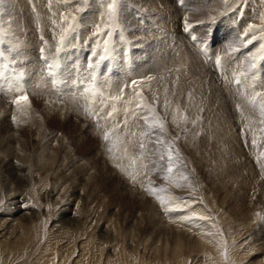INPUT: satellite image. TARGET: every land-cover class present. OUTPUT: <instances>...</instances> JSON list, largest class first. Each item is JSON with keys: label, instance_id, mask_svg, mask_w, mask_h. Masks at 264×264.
<instances>
[{"label": "rangeland", "instance_id": "1", "mask_svg": "<svg viewBox=\"0 0 264 264\" xmlns=\"http://www.w3.org/2000/svg\"><path fill=\"white\" fill-rule=\"evenodd\" d=\"M30 1L37 7L36 11H39V14L30 11ZM56 1L55 3V0H1L0 28L2 27L5 34L2 37L3 43L0 44V53L8 44L13 52V46L20 41L19 39L37 37L36 29L39 23L44 39L43 16L47 15L50 20L57 18L58 23L63 24L60 26L62 30L68 24L69 33L66 40L71 46L67 60L75 59L80 55L81 62L82 57L85 59L86 78L89 82L92 80V69L89 68L91 63L96 65L95 78L103 80L106 86L110 83L114 88L112 91L109 90L111 91L107 96L109 103L106 101L98 103V108L85 109L77 105L83 110L80 116L73 115L69 109L67 113L55 112L48 117L43 121L45 124L40 126L42 128L45 125V129L39 131L40 135L46 131L44 136H41L44 137L43 139L25 133L27 130L33 132L35 121L41 120L40 112L47 109L45 101L48 99L43 97L41 88L35 87L26 101L19 102L25 104L24 106L14 104L12 99L9 101L10 99L0 93V102L6 105V108H0L1 116L10 118L14 122H16L14 119L18 120L19 126H26L23 119L26 124L32 121L26 130L25 127L24 130L17 129L18 136L15 137L8 127L11 124L0 125V136L4 138L0 137V159L8 164L11 161L15 165L19 162L27 168L22 171L0 170V175L3 174L0 176V202H2L0 203V264H264V123L260 122L258 108L254 110L240 95L244 90L250 92L251 84H255V91H264V56L261 63L256 59V68L248 72L249 79L242 86L235 83L233 76V73L239 74L248 70V63L254 54L258 58L262 51L260 45L264 44V39L260 37L264 33L257 32V39L249 44L247 38L244 39L237 28L232 30L223 20H227L230 15L233 17L241 5H249V0H233L228 9L225 0H118L116 8L118 11L115 16L118 18V25L111 31V36L108 38L104 36V40L110 42L107 53H102L97 45L84 47V41L92 35L85 24L91 25V22L95 24L96 16L107 9L105 4L110 3L111 0L99 2L87 0V3L84 0H67L68 2L63 4H61L62 0ZM181 1L184 2L183 6ZM55 4L58 6L55 7ZM199 4L202 5L197 6ZM132 5L137 9L131 10ZM155 5L160 8H156ZM50 6L57 9L52 10L55 14L51 13L48 8ZM146 11L151 17L147 16ZM255 11L256 9L250 13L251 17ZM48 12L51 14L49 15ZM65 13L68 14L69 22L65 19L67 17ZM180 13L183 18L179 20ZM9 18L13 23L8 21ZM102 18L105 22L108 17ZM11 19H16L17 22ZM115 22L112 21L111 24ZM185 22L191 25L195 36L203 37L206 31L218 29L217 35L220 39L212 48H208L197 39L198 44L194 43L198 46L197 52L194 50V54L187 51L185 48L187 43H185L186 39L182 38L184 34L181 27ZM17 26L22 27V30ZM260 26L261 29L264 28V23ZM168 31L174 33L176 38L173 47L166 43L165 37ZM101 36L92 35V38L99 42ZM162 42L165 43L161 44ZM229 45L238 50L231 51ZM202 48L211 52L208 54L211 55V59L208 58L207 62L200 60L204 58ZM127 50L130 51L129 58L126 57ZM30 52L31 50L28 54ZM109 54L113 56L110 57ZM142 54L143 57L136 60ZM218 55L222 57L219 67L215 63ZM100 56L106 58L101 61ZM123 67H131L132 72L135 73L131 80L138 81L128 90L123 88L125 82L121 71ZM252 75H255V80L251 79ZM148 77L152 79L149 80ZM226 80L231 84L228 85ZM241 80L244 81V77H241ZM43 89L49 95L60 92L59 88H49L45 84ZM121 90L123 95L119 103L121 105L125 102L126 107L110 99L112 95L121 94ZM137 93L142 97L144 95L147 99L146 102L144 101L145 104L155 109V114L163 119L162 122L166 121L164 133L160 132L159 128H147L148 125L143 121V117L149 115V110L143 105L137 107L139 104ZM99 97L102 100V95L99 94ZM129 101L131 103H128ZM171 102L176 108L173 111ZM51 103L58 104L54 99H51ZM237 104L241 106L239 110ZM113 105L124 109L120 111L119 107H116L119 110L116 113H119L116 115L113 112L109 117L108 113L112 111ZM126 109L127 114L126 111L123 112ZM126 118L127 124L124 123ZM167 118L168 124H166ZM149 120L151 121V116ZM74 123L82 128L85 137L91 136V138L84 139L85 143L82 146L71 149L68 155L69 161L66 159L61 162V165H58L61 167L59 170L53 167L46 170L41 166H39L41 169H38L35 154L39 155V160L41 155L47 156V151H50L56 141L60 140L59 128L71 129L72 132L75 131L80 135ZM139 125L145 129L143 127L141 129ZM126 129L130 134L135 130L138 133L135 132V136L128 132L123 134ZM142 131L148 133L143 139L140 136ZM94 132L98 134L94 135ZM105 132L109 133L108 140L104 139ZM210 137H213L212 140ZM110 138L113 140L111 141ZM120 138H123L125 147L120 152H110L112 148L110 144L114 145ZM145 138L150 139L148 141L150 144ZM141 139L147 144L143 149L146 152L139 149ZM99 141L103 143V149ZM52 143L53 145L50 146ZM169 144L172 145L171 173L167 171ZM38 145L41 147L38 148ZM21 147L26 148L27 151ZM44 147L47 148L43 150ZM100 149L104 151L103 155ZM21 150L27 152L29 156L31 154L32 157L19 159L17 155L21 154ZM41 151L45 154L40 155ZM127 151L134 154H128ZM86 152V157H89L88 162L97 166L93 167L94 171L91 169L94 175L89 181L81 167ZM142 152L145 154H141ZM158 153L163 155V159ZM109 154L114 155L108 160ZM100 156H104L106 160ZM112 159L116 162L110 161ZM114 163L116 164L113 165ZM32 164L35 166L33 167ZM70 164L74 167L72 168ZM76 167L78 170L75 169ZM114 168H117L115 170L118 175ZM104 170L107 172L105 173ZM165 176L169 179H164ZM10 183L13 187L7 189ZM95 184H98V187ZM177 184L180 187H177ZM149 188H163L165 191L153 195L148 191ZM157 194L171 199H168L165 206H161L156 198ZM166 207L173 210L165 211ZM175 216L177 219L174 218ZM68 217L72 220L68 221L66 219ZM183 217L190 219L185 220ZM108 221L111 223L109 224ZM156 225L159 226L155 227ZM175 237L180 238L179 246L173 245Z\"/></svg>", "mask_w": 264, "mask_h": 264}, {"label": "bare ground", "instance_id": "2", "mask_svg": "<svg viewBox=\"0 0 264 264\" xmlns=\"http://www.w3.org/2000/svg\"><path fill=\"white\" fill-rule=\"evenodd\" d=\"M1 1V0H0ZM46 1H48V0H46ZM67 0H62V3L61 4H63L64 2H66ZM105 1V0H104ZM167 1V0H166ZM200 1V0H199ZM226 1V8L228 9V8H230V2H233V0H225ZM238 1V0H237ZM13 2V1H12ZM19 2V1H18ZM51 2V1H50ZM57 1L55 0V3H56ZM60 2V1H59ZM68 2V1H67ZM66 2V3H67ZM70 2V1H69ZM149 2V1H148ZM155 2V1H154ZM163 2V1H162ZM236 2V1H235ZM249 2V5H245L244 6V4L243 5H241V9L239 8V9H237V11L234 13V16L233 17H231V15H230V17H231V19H228L227 18V20H225V19H223L225 22H226V24L228 25V23H229V25H236V26H238L237 27V29L239 30V32H241V33H243V32H245L246 30H247V28H248V26L249 25H255L256 27H255V29L253 30V32H251V33H249V36L248 37H245L244 35H243V38L245 39V38H247V40L248 39H250V37L252 36V35H256L257 34V32H261L260 31V29H261V26H260V24H262V23H264V20H262L261 19V17H264V0H257V1H252V0H249L248 1ZM7 3V2H6ZM24 3V2H23ZM43 3V2H42ZM52 3H53V1H52ZM150 3V2H149ZM156 3H157V1H156ZM168 3V2H167ZM13 4V3H12ZM17 4H19V3H16V5ZM44 4H46L45 3V1H44ZM48 4V3H47ZM151 4V3H150ZM154 4V3H153ZM160 4H162V3H160ZM160 4L159 5H157V6H160ZM6 5H8V4H6ZM43 5V4H42ZM58 5H59V3H58ZM57 4H55V7L56 6H58ZM66 5V4H65ZM104 5V4H103ZM106 5V7H107V4H105ZM149 5V4H148ZM155 5V6H156ZM202 4H199V5H197V6H201ZM11 6V5H10ZM9 6V7H10ZM13 6V5H12ZM21 6V5H20ZM151 6V5H150ZM154 6V5H153ZM152 6V7H153ZM156 6V8H160V7H157ZM164 6V5H163ZM162 6V7H163ZM40 7V6H39ZM47 7V6H46ZM52 9H51V8ZM50 7H48L50 10H51V13H54L53 11H54V9H56V8H54V7H52V6H50ZM219 7V6H218ZM8 8V7H7ZM17 8H19V7H17ZM23 8V7H22ZM37 8V7H36ZM43 8V7H42ZM48 8H47V10H48ZM54 8V9H53ZM58 9H59V7H57ZM64 8H65V6H64ZM68 8V7H67ZM66 8V9H67ZM74 8V7H73ZM251 8H255L257 11H258V14H255V15H253L252 17H251ZM24 9V8H23ZM44 9V8H43ZM65 9V10H66ZM69 9H71L70 7H69ZM8 10V9H7ZM53 10V11H52ZM57 10V9H56ZM65 10L63 11V13L65 12ZM68 10V9H67ZM66 10V11H67ZM239 10H240V12H239ZM11 11V10H10ZM42 11V10H41ZM45 11V10H44ZM76 11V10H75ZM117 9H116V13H117ZM165 11V10H164ZM168 11V10H167ZM225 11V10H224ZM47 12V11H46ZM56 12H58V11H56ZM68 12V11H67ZM105 12V13H104ZM104 14L103 13H101V14H103V16H105V17H108L107 15H105V14H107L106 12H107V9H104ZM220 12V11H219ZM223 12V11H222ZM4 13V12H3ZM11 13V12H10ZM16 13V12H15ZM38 14L40 13L39 11L37 12ZM49 13V15L51 14L50 12H48ZM75 13V12H74ZM221 13V12H220ZM55 14V13H54ZM66 14V13H65ZM100 14V15H101ZM215 14H217V13H215ZM227 14V13H226ZM253 14V13H252ZM1 15V14H0ZM18 15V14H17ZM68 14H66L65 16H67ZM61 16V15H60ZM102 16V17H103ZM28 18H29V16H27ZM40 17V16H39ZM51 17V16H50ZM74 17V16H73ZM175 17V16H174ZM177 17V16H176ZM229 17V18H230ZM255 17V18H254ZM13 18H14V16H13ZM18 18V17H17ZM53 18V17H52ZM67 18H68V16H67ZM224 18H226V16L224 17ZM234 18V19H233ZM20 19V18H19ZM56 20H54V19H51L50 20V18H48L47 17V15H45V16H43V23H44V40H46L47 41V43H49L50 45L53 43V42H59L60 40H61V36L63 35L64 36V38L66 37V34L68 33V31L69 30H67L68 28H67V25L68 24H66V27H64L63 28V30H62V27H60V26H62L63 24H62V22H60V23H58L59 21L57 20V18H55ZM69 19V18H68ZM3 20H5V19H3ZM8 20V19H7ZM12 20V19H11ZM41 20V19H40ZM63 19H61V21H62ZM67 20V19H66ZM237 20V21H236ZM8 21H10V18H9V20ZM7 21V22H8ZM12 21H16V19L15 20H12ZM38 21H39V19H38ZM263 21V22H262ZM11 22V21H10ZM17 22V21H16ZM55 22H57V23H55ZM67 22H69L68 20H67ZM172 22V21H171ZM174 22V21H173ZM172 22V23H173ZM177 22H178V20H177ZM9 23V22H8ZM7 23V24H8ZM11 23H13V22H11ZM20 23V22H19ZM76 23H77V21H76ZM234 23V24H233ZM17 24V23H16ZM27 24V23H26ZM4 25H5V23H4ZM23 25V24H22ZM25 25V24H24ZM170 25H172V24H170ZM173 25H175V24H173ZM1 26V25H0ZM7 26V25H6ZM42 26V25H41ZM65 26V25H64ZM12 27V26H11ZM17 27H19V26H17ZM32 27V26H31ZM36 27V26H35ZM43 27V26H42ZM69 27V26H68ZM85 27L87 28V30H91V29H93V27H94V25H90V23H89V25H88V23L87 24H85ZM103 27H104V25L103 24H101L100 26H99V28H100V30H101V33H103ZM168 27V26H167ZM2 28V27H1ZM6 28V27H5ZM8 28H10V27H8ZM20 28V27H19ZM22 28V27H21ZM20 28V29H21ZM67 28V29H66ZM240 28V29H239ZM12 29V28H11ZM10 30V29H9ZM22 30V29H21ZM21 30H18V31H21ZM66 30V31H65ZM96 30H97V27H96ZM29 31V30H28ZM86 31V30H85ZM183 31V30H182ZM6 32H10V31H6ZM22 32V31H21ZM11 33V32H10ZM94 33H96V32H94ZM94 33H92V35H94ZM4 34H5V32H4ZM13 34H16V33H13ZM20 35V34H19ZM26 36V35H25ZM85 36V35H84ZM104 36L105 35H103L102 34V36H101V41L104 39ZM257 36V35H256ZM139 37V36H138ZM141 37V36H140ZM16 38V37H15ZM182 38H185V36H182ZM10 39H11V37H10ZM67 39V38H66ZM20 41L17 43V44H14V49H13V51H15V52H19L20 54H21V57L22 58H24L25 60H26V63H25V66L26 67H31L32 66V63H33V60L34 59H37V47H38V44H39V39L37 38V37H29V38H25V39H19ZM101 41H99V43L101 42ZM66 42H67V40H66ZM85 42V41H84ZM11 43V42H10ZM1 44V43H0ZM70 44V43H69ZM110 45V44H109ZM40 48V47H39ZM38 48V49H39ZM76 48V47H75ZM95 48H96V46H95ZM45 49L47 50V48L45 47ZM31 50V52H30V54H28V52ZM93 50V49H92ZM116 51V50H115ZM48 54H46V56H47ZM89 55V54H88ZM110 55V54H109ZM108 55V56H109ZM106 58V57H105ZM195 62V61H194ZM4 67H7V64H6V66H3L2 67V69L4 68ZM150 67V66H149ZM27 70V69H26ZM143 72H144V70H143ZM141 74V73H140ZM201 79V78H200ZM179 80H180V78H179ZM176 81V80H175ZM142 83V82H141ZM171 84H173V83H171ZM141 84L139 83V86H140ZM178 85H179V83H178ZM173 87V86H172ZM141 88V87H140ZM176 88V87H175ZM130 89V88H129ZM42 90V89H41ZM257 90V89H256ZM32 93H33V91H32V89L30 90ZM112 91V90H111ZM110 91V92H111ZM130 91V90H129ZM42 92H43V97L44 98H46V99H48V100H46L45 102H46V104H45V107L48 109H46V110H44V111H42V112H40V117H41V120H36L35 121V124H34V127H32L33 129H32V131L33 132H28V130L27 131H25V133H29V135L32 137H40L39 139H43L44 137H41V136H44V134L46 133V131H44V132H42V134L40 135V132L39 131H41V130H44L45 129V125H43V127L41 128L40 126L42 125V124H45L43 121H46L47 119H48V117H50L51 115H54L55 114V112H57V113H59V112H64V113H67L68 111H69V109H71V111H72V114L73 115H76V116H80V114L83 112V110L79 107V106H77V104L75 103V102H72V101H70L69 99H63V98H60V100H58V98L57 97H51V95H49V93L48 92H46V91H44V90H42ZM109 92V93H110ZM132 92V91H131ZM174 92V91H173ZM31 93V94H32ZM129 93V92H128ZM111 94H113V93H111ZM172 94V93H171ZM46 95V96H45ZM48 95V96H47ZM120 95V94H119ZM170 95V94H169ZM193 95V94H192ZM109 96V95H108ZM113 96V95H112ZM111 96V97H112ZM143 97H144V95H143ZM163 97V96H162ZM166 97V96H165ZM164 97V98H165ZM170 97V96H169ZM168 97V98H169ZM43 98V99H44ZM174 98V97H173ZM176 98V97H175ZM51 99H54V102H56V103H58V104H56V105H54V104H52L51 103ZM109 99V98H108ZM124 99V98H123ZM144 99H145V97H144ZM166 99H167V97H166ZM165 99V100H166ZM58 100V101H57ZM126 100V99H125ZM124 100V101H125ZM128 100V99H127ZM135 101H136V99H134ZM170 100V99H169ZM9 101H11V99L9 100ZM12 101H16V100H12ZM132 101V100H131ZM145 102L147 101V99H145L144 100ZM6 102V101H5ZM103 102H106V101H103ZM110 102V101H109ZM108 101L106 102V103H109ZM127 102V101H126ZM137 102V101H136ZM144 102V103H145ZM168 102H170V101H168ZM175 102V101H174ZM119 102H117V104H118ZM123 103V102H122ZM5 104H7V103H5ZM14 104H16V105H19V106H24L25 104H22V103H19V104H17V103H14ZM104 104V103H103ZM113 104V103H112ZM133 104V103H132ZM131 104V105H132ZM169 104V103H168ZM175 104V103H174ZM105 106L104 107H106L107 105L106 104H104ZM118 105H120V103L118 104ZM121 105H123V106H125L126 104H121ZM120 105V106H121ZM6 105H4L3 103H1L0 102V108H6L5 107ZM8 106V105H7ZM12 106V105H11ZM171 106H172V111H173V109L175 108V106L173 107V105H172V102H171ZM192 106V105H191ZM190 106V107H191ZM116 107H119V106H116ZM126 107V106H125ZM128 107V106H127ZM168 107H170V106H168ZM107 108V107H106ZM130 108V107H129ZM145 108V107H144ZM118 109H120V111L122 110V109H124V108H122L121 109V107H119ZM170 109V108H169ZM168 109V110H169ZM176 109V108H175ZM146 110H147V108H146ZM117 111H119V110H117ZM3 112V111H2ZM123 112H125V110L123 111ZM122 112V113H123ZM145 112H147V111H145ZM168 112V111H167ZM175 112V111H174ZM4 113V112H3ZM2 113V114H3ZM119 113V112H118ZM118 113H116L115 112V114L117 115ZM149 113V112H148ZM169 113V112H168ZM172 113V112H171ZM125 114V113H124ZM123 114V115H124ZM173 114V113H172ZM192 114V113H191ZM158 115V114H157ZM165 115H166V113H165ZM176 115V112H175V114H174V116ZM178 116H179V113L177 114ZM181 115V114H180ZM14 116V115H13ZM25 116V115H24ZM66 115H64V117H65ZM119 116V115H118ZM159 116V115H158ZM177 116V117H178ZM195 116V115H194ZM60 117V116H59ZM115 117V116H114ZM150 117V116H149ZM176 117V116H175ZM15 118V117H14ZM117 118V117H116ZM123 118V117H122ZM170 118H171V116H170ZM179 118V117H178ZM190 118V117H189ZM192 118V117H191ZM26 119V118H25ZM27 119H29V117L27 118ZM165 119V118H164ZM177 119V118H176ZM16 122H14V121H12L10 118H6V117H4V116H1V114H0V125L1 124H4V123H6V125L8 126V124H11V125H13V126H8L9 127V129H10V131H12V133L13 134H15L14 135V137L15 136H18L17 134V129L19 130L20 128H21V130H24L23 129V127H25V130H26V127L27 126H30V125H28V124H31L32 123V121L30 122V123H27L26 124V122L24 121V119L22 120L23 121V123L26 125V126H19V121L18 120H16V119H14ZM21 120V119H20ZM161 120V119H160ZM163 120V119H162ZM161 120V121H162ZM144 121V120H143ZM178 121V120H177ZM177 121H175V122H177ZM136 122V121H135ZM166 122V121H165ZM165 122H163V123H165ZM138 123H140V122H138ZM171 123V122H170ZM173 123V122H172ZM182 123V122H181ZM143 124V123H142ZM141 123H140V125H142ZM166 124H168V118H167V123ZM174 124V123H173ZM178 124V123H177ZM74 125L75 126H77L78 127V130L80 131V135L79 134H77V132H75V131H71V129L70 130H67V129H65V128H59L58 129V131H60V140H57L56 141V144L54 145V146H52L53 145V143L50 145V144H47V145H50V146H52L51 147V149H50V151H47L48 153H47V156H46V154L44 153V152H42V153H40V155L41 154H45V155H41L40 156V160H39V155H36L35 154V156L37 157V159H35L38 163H36L37 164V166H38V169L40 168L41 169V167L42 168H45L46 170L47 169H51L52 167L53 168H58V170L61 168V167H59L58 165H61L60 163L61 162H64L66 159L68 160V155H70V152H71V149H74L76 146H82L83 145V143H85L84 141V139H90L91 138V136H90V138H87V137H85V135H83V133H82V128L78 125V124H76V123H74ZM137 125V124H136ZM140 125H139V127H140ZM144 125V124H143ZM165 125V124H164ZM5 126V125H4ZM93 126V125H92ZM166 126V125H165ZM172 126V125H171ZM174 126V125H173ZM181 126V125H180ZM220 126V125H219ZM40 127V128H39ZM143 127V126H142ZM142 127H140L141 129H142ZM147 127V126H146ZM169 127V126H168ZM127 128V127H126ZM139 128V129H140ZM147 128H149V127H147ZM174 128V127H173ZM239 128V127H238ZM129 129V128H128ZM131 129V128H130ZM129 129V130H130ZM133 129V128H132ZM135 129V128H134ZM133 129V130H134ZM143 129H145V127H143ZM167 129V128H166ZM171 129V128H170ZM224 129V128H223ZM129 130H125L124 131V133L123 134H127V132L129 131ZM95 131V130H94ZM7 132H9V131H7ZM93 132V131H92ZM100 132V131H99ZM133 132H136V130L135 131H133ZM143 132V131H142ZM146 132V131H145ZM157 132V131H156ZM155 132V133H156ZM161 132V131H160ZM159 132V133H160ZM166 132V131H165ZM191 132V131H190ZM223 132H224V130H223ZM19 133H20V131H19ZM22 133V132H21ZM39 133V134H38ZM91 133V132H90ZM95 133H97V132H94L93 134L94 135H96ZM129 133V132H128ZM136 133H138V131L136 132ZM159 133H157V135L159 134ZM164 133V132H163ZM11 134V133H10ZM89 134V133H88ZM92 134V133H91ZM98 134V133H97ZM122 134V133H121ZM122 134V135H123ZM130 134V133H129ZM8 135V134H7ZM6 135V136H7ZM24 135V134H23ZM28 135V136H29ZM39 135V136H38ZM121 135V136H122ZM131 135V134H130ZM159 135H164V134H159ZM190 135V134H189ZM226 135V134H225ZM224 135V136H225ZM21 136V135H20ZM30 136H29V138H30ZM115 136V135H114ZM118 136V135H117ZM0 137H2L3 138V136H0ZM8 137V136H7ZM13 137V138H14ZM53 137V136H52ZM116 137V136H115ZM124 137V136H123ZM160 138H161V136H159ZM19 138V137H18ZM24 138V137H23ZM22 138V139H23ZM113 138V137H112ZM118 138H119V136H118ZM134 138V137H133ZM163 138V137H162ZM167 138H168V136H167ZM211 138V137H210ZM213 138V137H212ZM212 138H211V140H212ZM250 138V137H249ZM264 138V137H263ZM262 138V139H263ZM4 139V138H3ZM26 139H28V138H26ZM31 139V138H30ZM103 139V138H102ZM111 139V138H110ZM143 139V138H142ZM228 139V138H227ZM24 140H25V138H24ZM52 141H53V139H51ZM55 140V139H54ZM104 140V139H103ZM113 139H111V141H112ZM123 138H120L118 141H117V143L115 142V144L113 145V144H110V145H107V147L108 146H110V147H112V148H110V152H116V151H122L121 149L122 148H124L125 147V142L123 143ZM125 140V139H124ZM145 140H147V138H145ZM145 140H144V142H145ZM150 140V139H149ZM149 140H147L146 142H148ZM221 140V139H220ZM6 141H8V139L6 140ZM10 141V140H9ZM22 141V140H21ZM27 141V140H26ZM233 141H234V139H233ZM25 142V141H24ZM28 142V141H27ZM29 142H30V140H29ZM46 142V141H45ZM100 142V141H99ZM98 142V143H99ZM101 143V142H100ZM99 143V145H101L100 147H102V144L103 143H101L100 144ZM107 143V142H106ZM108 143H109V141H108ZM134 143V142H133ZM149 143V142H148ZM23 144V143H22ZM30 144V143H29ZM35 144V143H34ZM40 144H41V142H40ZM146 144V143H145ZM144 144V145H145ZM150 144V143H149ZM168 144V143H167ZM199 144V143H198ZM106 145V144H105ZM147 145V144H146ZM220 145V144H219ZM228 145V144H227ZM12 146V145H11ZM24 146V145H23ZM39 146L40 145H38V148H39ZM46 146V145H45ZM50 146H49V148H50ZM134 146V145H133ZM200 146V145H199ZM229 146H231V145H229ZM24 147H26V145L24 146ZM32 147V146H31ZM41 147V146H40ZM42 147H43V145H42ZM67 147H69V148H67ZM100 147H98V148H100ZM9 148H11V147H9ZM45 148H47V147H44V149L43 150H45ZM48 148V149H49ZM19 149V148H18ZM17 149V150H18ZM21 149H24L23 147H21ZM26 149V148H25ZM24 149V150H25ZM102 149H103V147H102ZM102 149H100L101 150V154L103 155V152L104 151H102ZM126 149V148H125ZM131 149V148H130ZM140 149V148H139ZM219 149V148H218ZM8 150V149H7ZM16 150V151H17ZM47 150V149H46ZM96 150V149H95ZM97 150H99V149H97ZM109 150V149H108ZM127 150V149H126ZM226 150V149H225ZM15 151V150H14ZM26 151H27V149H26ZM31 151V150H30ZM106 151V150H105ZM131 151V150H130ZM143 151H145V150H143ZM221 151V150H220ZM228 151V150H227ZM13 152V151H12ZM29 152V151H28ZM40 152V149H39V151H38V153ZM88 152V151H87ZM87 152L86 153H84V160L83 161H81L82 162V164H81V167H82V172H83V174H84V176L87 178V181H89V179H92V175H94V173H92V171H91V169L93 170L95 167H97L96 165H95V163L94 164H92L91 162H88V158L86 157V154H87ZM128 152V154H131V153H129V151H127ZM132 152V151H131ZM134 152V151H133ZM136 152V151H135ZM146 152V151H145ZM195 152H196V150H195ZM17 153H18V151H17ZM93 153V152H92ZM124 153V152H123ZM138 153V152H137ZM143 153V152H142ZM160 153V152H159ZM158 153V154H159ZM223 153V152H222ZM234 152H232V154H233ZM89 154H91V152L89 153ZM96 156H97V152H95L94 153ZM100 154V155H101ZM118 154V153H117ZM127 154V155H128ZM132 154H134V153H132ZM131 154V155H132ZM143 154H145V153H143ZM114 155V154H113ZM112 155V156H113ZM122 155H124V154H122ZM159 155H161V154H159ZM206 155V154H205ZM0 156H1V154H0ZM17 156H19V159L21 158V160H23V158L24 159H28V153L27 152H25V151H23V150H21V154L20 155H17ZM16 156V157H17ZM44 156H45V158H44ZM91 156V155H90ZM95 156V157H96ZM105 156V155H104ZM103 156V157H104ZM107 156V155H106ZM110 156V157H109ZM109 156L107 157V159L109 158H112V156H111V154H109ZM125 156V155H124ZM128 156H130V155H128ZM127 156V157H128ZM150 156V155H149ZM148 156V157H149ZM153 156V155H152ZM158 156V155H157ZM197 156V155H196ZM212 156V155H211ZM238 156H240V155H238ZM29 157H32L31 156V154H30V156ZM35 157V158H36ZM94 157V156H93ZM100 157H102V156H100ZM102 157V158H103ZM131 157V156H130ZM133 157V156H132ZM139 157H140V155H139ZM144 157H145V155H144ZM194 157V156H193ZM43 160H42V159ZM98 158V157H97ZM97 158H95V159H97ZM129 158V157H128ZM231 158V157H230ZM33 159H34V157H33ZM94 159V160H95ZM104 159H105V157H104ZM108 159V160H109ZM115 159V158H114ZM210 158H208V160H209ZM212 159V158H211ZM29 160H31V158L29 159ZM56 160V161H55ZM106 160V159H105ZM117 160V159H116ZM119 160V159H118ZM126 160V159H125ZM124 160V161H125ZM220 160H221V158H220ZM18 160H16V162H17ZM69 161V160H68ZM74 161V160H73ZM80 161V160H79ZM90 161H91V159H90ZM110 161H113V162H116L115 160H110ZM109 161V162H110ZM194 161H195V159H194ZM218 161V160H217ZM234 161V160H233ZM238 161V160H237ZM21 162H23V161H21ZM56 162H58V164H56ZM80 162V163H81ZM127 162V161H126ZM222 162V161H221ZM224 162H225V160H224ZM55 163V164H54ZM96 163H98V162H96ZM119 163V162H118ZM124 163V162H123ZM77 164V163H76ZM79 164V163H78ZM112 163L110 162V165H111ZM116 163H114L113 165H115ZM120 164V163H119ZM198 164V163H197ZM239 164V163H238ZM33 165V164H32ZM62 165H64V163L62 164ZM70 165H72V164H70ZM98 165V164H97ZM101 165V164H100ZM142 165V164H141ZM196 165V164H195ZM240 165V164H239ZM35 165H33V167H34ZM39 166H41V167H39ZM102 166V165H101ZM104 166V165H103ZM122 166V165H121ZM123 166H124V164H123ZM134 166V165H133ZM198 166V165H197ZM219 166V165H218ZM74 166L72 165V168H73ZM94 167V168H93ZM26 168V166L25 165H23L22 163H19V162H17V164L15 165V164H13V161H11V163L10 164H8V163H6L5 161H3L2 159H0V170L1 169H4L5 171H11V170H13V169H19V170H23V169H25ZM103 168V167H102ZM124 168V167H123ZM126 168V167H125ZM27 169V168H26ZM68 169V168H67ZM66 168H65V170H67ZM70 169V168H69ZM75 169H77V167L75 168ZM117 170V168H114L113 170ZM199 169V168H198ZM46 170H45V172H46ZM53 170V169H52ZM71 170V169H70ZM78 170V169H77ZM79 170H81V169H79ZM106 170H107V168H106ZM115 170V171H116ZM119 170V169H118ZM126 170H127V168H126ZM14 171V170H13ZM33 171V170H32ZM94 171V170H93ZM114 171V172H115ZM44 172V171H43ZM68 173H69V170L67 171ZM70 172H72V171H70ZM88 172H90V173H88ZM102 172V171H101ZM104 172L106 173L107 171H105L104 170ZM113 172V173H114ZM122 172V171H121ZM121 172H119V173H121ZM141 172V171H140ZM3 173V172H2ZM126 173V172H125ZM135 173H136V171H135ZM32 174V173H31ZM98 174V173H97ZM116 174H117V171H116ZM122 174V173H121ZM253 174V173H252ZM1 175H3V174H1ZM0 175V176H1ZM118 175V174H117ZM120 175V174H119ZM124 175V174H123ZM126 175V174H125ZM127 175L129 176V174L127 173ZM122 176V175H121ZM126 177V178H129V177ZM136 176V175H135ZM134 176V177H135ZM205 176V175H204ZM123 177V176H122ZM4 178V177H3ZM12 178V177H11ZM14 178V177H13ZM85 179V178H84ZM130 179H132L131 178V176H130ZM135 179H137L136 177H135ZM4 180V179H3ZM5 180H7V179H5ZM15 179H13V181H14ZM126 180V179H125ZM138 180V179H137ZM9 181V180H8ZM126 181H128V180H126ZM131 181V180H130ZM135 181V180H134ZM139 181V180H138ZM7 182V181H6ZM137 182V181H136ZM97 183V182H96ZM117 183V182H116ZM128 183V182H127ZM244 183V182H243ZM15 184V183H14ZM250 184V183H249ZM5 185V184H4ZM96 186L98 185V184H95ZM136 185V184H135ZM141 185V184H140ZM251 185V184H250ZM95 186V187H96ZM11 187H13V185H12V183H10L9 185H7V189H10ZM85 187H86V185H85ZM84 187V188H85ZM94 187V186H93ZM98 187V186H97ZM242 187V186H241ZM5 188V187H4ZM243 188V187H242ZM262 188V187H261ZM80 189V188H79ZM85 190V189H84ZM244 190V189H243ZM82 191V190H81ZM120 191V190H119ZM121 193V192H120ZM159 194V193H158ZM157 194V195H158ZM263 194V193H262ZM117 195V194H116ZM118 195H119V193H118ZM161 195V194H160ZM120 196V195H119ZM105 198V197H104ZM113 202V201H112ZM242 202V201H241ZM144 205V204H143ZM148 206V205H147ZM144 207V206H143ZM149 207V206H148ZM145 208H147V207H145ZM142 210H143V208H142ZM147 211V210H146ZM149 211V210H148ZM137 213V212H136ZM141 213V212H140ZM142 214V213H141ZM141 214H139V215H141ZM144 214H145V212H144ZM152 215V214H151ZM169 215V214H168ZM109 216V215H108ZM147 216H148V214H147ZM150 216V215H149ZM153 216V215H152ZM146 217V216H145ZM181 217V216H180ZM111 218V217H110ZM138 218V217H137ZM169 218V217H168ZM174 218H176V216L174 217ZM182 218V217H181ZM66 219H68V221H71L72 219L70 218V217H68V218H66ZM143 219H145L144 217H143ZM151 219H152V217H151ZM153 219H154V217H153ZM177 219V218H176ZM65 220V219H64ZM145 220H147V218L145 219ZM149 220V219H148ZM156 220H158V219H156ZM181 220V219H180ZM179 220V221H180ZM139 221H141V220H139ZM109 222V224L111 223L110 221H108ZM160 222V221H159ZM158 222V223H159ZM173 222V221H172ZM67 223V222H66ZM153 225H155V224H153ZM157 226H159V225H156L155 227H157ZM174 227V226H173ZM155 229V228H154ZM167 229H169V228H167ZM167 229H166V231H167ZM173 229V228H172ZM158 230V229H157ZM166 231L164 232V233H166ZM153 232H154V230H153ZM160 232H161V230H160ZM159 232V233H160ZM172 232V231H171ZM174 233H175V231H173ZM172 232V233H173ZM163 233V232H162ZM154 234H155V232H154ZM157 235H158V233H156ZM168 234H169V232H168ZM163 235H165V234H163ZM171 235H174V234H171ZM176 235V234H175ZM161 236H162V234H161ZM166 236V235H165ZM176 236H178V235H176ZM158 237V236H157ZM188 237V236H187ZM166 238H167V236H166ZM170 238V237H169ZM169 238H168V240H169ZM160 239H165V238H161L160 237ZM175 241H174V246H179L180 245V238H177V237H175ZM172 240V239H171ZM170 240V241H171ZM193 240V239H192ZM173 241V240H172ZM169 242V241H168ZM197 242V241H196ZM170 243V242H169ZM183 243V242H182ZM202 243V242H201ZM189 244V243H188ZM166 247V246H165ZM178 248V247H177ZM185 248V247H184ZM209 264V263H208Z\"/></svg>", "mask_w": 264, "mask_h": 264}, {"label": "snow or ice", "instance_id": "3", "mask_svg": "<svg viewBox=\"0 0 264 264\" xmlns=\"http://www.w3.org/2000/svg\"><path fill=\"white\" fill-rule=\"evenodd\" d=\"M84 2L87 3V0H84ZM117 3H118V0H111V2L107 4V14H108L110 19H113V20L115 19ZM77 10L79 11L80 9H77ZM65 19H67V17H65ZM72 19L74 20L75 17H73ZM261 19L264 20V17H261ZM96 27H97V31H96V33H94V35H100L101 34V30L99 28V25H97ZM255 27H256L255 25H249L247 30L244 32V36L248 37L249 33L253 32ZM190 28H191V25H189L187 22H185V31H188ZM217 31H218V29H214L211 32L206 31L204 33V36L200 39V42L202 44L207 45L208 48L214 47L217 44L218 40L220 39L218 37V35H217ZM260 31H261V33H264V28L260 29ZM3 34H4L3 33V29L0 28V43H3V39H2ZM103 34L107 35V36H111V31H106ZM260 38L264 39V35H262ZM192 39L195 40L197 38L196 37H192ZM256 39H257L256 35H252L250 37V39H248L247 43L250 44V43H252V41H254ZM63 42H64V36L62 35L60 43L63 44ZM103 43L105 45L104 51H105V53H107L108 50H109L108 47H107L108 44H109V41L106 39V40H104ZM229 48L233 52L238 50L237 48H235V47H233L231 45H229ZM260 49L262 51H264V44L260 45ZM59 50L60 49L57 48V51H59ZM40 51L43 53L44 49H41ZM2 55H3V53H0V56H2ZM93 55H96V54L93 53ZM99 59L102 61V60L105 59V56H100ZM256 59H257V57L254 54L252 56L251 60L248 63V70L247 71H242L239 74L233 73V76L235 77V83L237 85H241L242 86L243 83L247 82V80L249 79L248 72H250L252 69L256 68ZM221 60H222L221 56H219V55L216 56L215 63L217 65V67H219L221 65ZM97 64H98V62H97ZM49 67H51V65ZM95 67H96V65H93L91 63L89 64V68L92 69L91 78H92L93 81L95 80ZM241 77H244V81L241 80ZM148 79L151 80L152 77H148ZM251 79L255 80L256 79L255 75H252ZM137 83H138V81H135V80L132 81L133 85H135ZM249 87L252 89L250 92L247 91V90H244V91L240 92V95L247 101V103L254 110L258 108L259 113H260V117H261V121L260 122L264 123V91H255V87H256L255 84H251V85H249ZM91 89H92V85H89V87L86 88L85 91L87 92V91H89ZM122 95H123V91L121 90V94L120 95L110 97V99L118 101V100H120L122 98ZM136 95H137V97H139V104H137V107H140L141 105H143L145 108H148V110H149V115H145L143 117V120H144L145 124L148 125L149 129L159 128V130L161 132H163L164 131V123L155 114V109L152 108L150 105H147V104L144 103V98L142 96H140V93H137ZM21 100H25L26 101L27 97L26 96H21L15 101V103L19 104V102ZM128 103H131V102L129 101ZM240 108H241V106L239 104H237V109L239 110ZM116 111H117V109H116L115 105H113L112 106V111L108 113V116L111 117L112 113L116 112ZM125 111H126V114H127V109ZM149 116H151V121L149 120ZM124 123L127 124V118L125 119ZM117 127H118V125H117ZM131 135L135 136L136 133L133 132V133H131ZM146 135H148L147 132H141L140 133L141 138H143ZM104 139L105 140L109 139V133L108 132H105ZM139 147H140L141 150H143L144 147H145L142 139H141V142L139 143ZM167 148H168V164H169L167 171H168V173H171L172 172V151H171L172 145L169 144L167 146ZM141 154H143V153H141ZM161 159H163V155H161ZM164 179H169V177L165 176ZM183 179H187V177H183ZM176 186L180 187L179 184H177ZM148 191L151 194L155 195L157 192H164L165 189H163V188H161V189L149 188ZM156 198L160 202L161 206H165L166 203L168 202V199H171V198L166 199L164 196H160V195H157ZM0 203H2V202H0ZM171 210H173V209L167 208V207L165 208V211H171ZM200 218L201 219H205V217H200ZM183 219L188 220V219H190V217H183Z\"/></svg>", "mask_w": 264, "mask_h": 264}]
</instances>
